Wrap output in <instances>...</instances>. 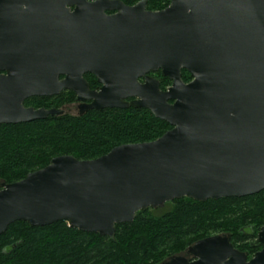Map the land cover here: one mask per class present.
I'll return each mask as SVG.
<instances>
[{"label": "water", "instance_id": "95a60500", "mask_svg": "<svg viewBox=\"0 0 264 264\" xmlns=\"http://www.w3.org/2000/svg\"><path fill=\"white\" fill-rule=\"evenodd\" d=\"M192 76L188 83L182 71ZM172 80L163 90L151 72ZM101 84L92 90L85 74ZM73 91L80 115L145 108L171 129L96 158L52 159L0 188V235L17 221H67L115 238L139 211L183 197L206 202L264 190V0H0V124L64 109L27 107ZM249 259L226 234L163 264H264V226Z\"/></svg>", "mask_w": 264, "mask_h": 264}, {"label": "trees", "instance_id": "16d2710c", "mask_svg": "<svg viewBox=\"0 0 264 264\" xmlns=\"http://www.w3.org/2000/svg\"><path fill=\"white\" fill-rule=\"evenodd\" d=\"M135 5L141 0H121ZM171 0H147V9L163 10ZM151 75L161 88L172 84L161 71ZM91 88L100 86L92 74L85 75ZM182 79L192 80L189 71ZM76 94L34 96L27 107L58 108L74 103ZM171 125L145 108L92 109L84 114H61L27 123L0 124V180L20 181L49 165L53 158L73 155L96 159L123 144L151 142ZM264 226V190L246 197L206 202L183 197L164 207L139 211L132 222L117 225L115 238L81 231L60 221L32 227L12 223L0 235V264H159L203 238L226 234L249 258L263 246L256 245Z\"/></svg>", "mask_w": 264, "mask_h": 264}, {"label": "rangeland", "instance_id": "374dc122", "mask_svg": "<svg viewBox=\"0 0 264 264\" xmlns=\"http://www.w3.org/2000/svg\"><path fill=\"white\" fill-rule=\"evenodd\" d=\"M62 109H64L65 113H67V114H73V115H77V114H79V110H78V108H77L75 105H71V106L67 105V106H65V107H62ZM2 183H4V181L0 180V188H1ZM191 245H192V244H191ZM191 245L187 246V247H186L185 249H183L181 252H179L178 254H176V256L185 255L186 252H187V250H188V248H189ZM168 260H170V258H169V259H168V258L166 259V261H168ZM166 261H164V262H166ZM164 262L159 263V264H163Z\"/></svg>", "mask_w": 264, "mask_h": 264}, {"label": "flooded vegetation", "instance_id": "af4514ba", "mask_svg": "<svg viewBox=\"0 0 264 264\" xmlns=\"http://www.w3.org/2000/svg\"><path fill=\"white\" fill-rule=\"evenodd\" d=\"M90 1H93V0H90ZM158 72V71H157ZM152 73V72H151ZM151 73H150V75H151ZM86 74H88V73H86ZM85 74V75H86ZM90 74V73H89ZM153 76V75H152ZM155 77V76H154ZM86 78V77H85ZM89 83V82H88ZM100 84V83H99ZM90 86V85H89ZM91 88V87H90ZM101 88V84H100V86L98 87V88H91L92 90H99ZM80 102L79 101H77V99L75 100V102L74 103H71V104H67V105H69V106H71V105H75L77 108H78V110H79V114H80ZM67 105H65V106H67ZM64 106V107H65ZM194 244V243H193ZM192 244V245H193ZM238 249V248H237ZM184 256H186L189 260H193L194 259V257L188 252V250H187V252H186V254L184 255ZM249 258V257H248ZM252 258V257H251ZM251 258H249V259H251Z\"/></svg>", "mask_w": 264, "mask_h": 264}]
</instances>
